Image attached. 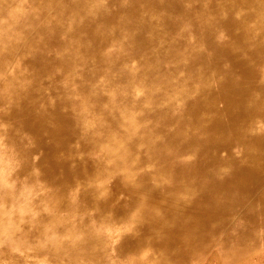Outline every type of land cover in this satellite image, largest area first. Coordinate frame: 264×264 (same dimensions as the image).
Listing matches in <instances>:
<instances>
[{"label": "bare ground", "instance_id": "bare-ground-1", "mask_svg": "<svg viewBox=\"0 0 264 264\" xmlns=\"http://www.w3.org/2000/svg\"><path fill=\"white\" fill-rule=\"evenodd\" d=\"M45 1L0 0L13 235L76 264H186L219 235L211 264H264V0ZM35 22L39 55L7 74Z\"/></svg>", "mask_w": 264, "mask_h": 264}, {"label": "rangeland", "instance_id": "rangeland-1", "mask_svg": "<svg viewBox=\"0 0 264 264\" xmlns=\"http://www.w3.org/2000/svg\"><path fill=\"white\" fill-rule=\"evenodd\" d=\"M68 1L71 2V0H68ZM15 2H18V0H15ZM54 2H55V0L45 1V3H50V4H54ZM42 11H45V10L41 9L40 12H42ZM43 14H44L43 15L44 19L49 17L48 12L45 11V13H43ZM204 18H206L205 15H203V14L200 15V20H202ZM214 24L217 25V21H214L212 25H214ZM37 26H38V23L35 22L34 29L30 30L29 32H27L26 35L21 36L20 39L17 40L18 41L17 49H16L15 53H14V51L11 53V55H10V56H12L10 58L11 61H8L7 74H10L12 72V70H15L17 68H20V69L30 68L29 64H30L31 59H33L34 57L39 55L38 53L40 52V49L33 48V50L31 52L28 50L29 44H32L39 37V33L37 31ZM203 48L205 49L206 53H211L213 55V57L216 58L217 54L215 53L216 52V46H215L214 42H210L209 44L205 43V47H203ZM64 49H66V45L64 46L63 50ZM136 57H137V59H139L138 61H140L143 58L142 52H139ZM131 64H136V62L133 61ZM1 108L2 107L0 106V111H1ZM126 112H129V111H126ZM119 114H120V116H122V118H125L124 116L128 115L125 113H122V114L119 113ZM3 126H4V123H3V121L0 120V133H2V127ZM76 142H77L78 147H80L81 141L77 140ZM4 147H5L4 137L0 135V175L3 176V178H4L3 190H0V264H76L74 262L65 260V258H63V256L61 257V255H53V256L50 255L51 256L50 257L48 255L49 253H47V252L46 253L45 252H39V251L33 249L32 247L31 248L23 247L24 244L20 243V240L16 236L13 235V232H11L10 228L11 229H13L14 227L17 228L18 224L21 227L24 226V224L27 222V219L24 220L22 218L23 215L21 213H23V212L29 213V211L25 210L26 208L24 206V203H21V202L11 203V202L5 201L2 198L3 194L1 195V192L7 193V191L9 190V187L11 185V181L8 178H6L8 173L6 172L5 174H3L4 173L3 165H4V163H11L12 162L11 157L9 155H7L6 153L2 152V149ZM83 148L85 149V145L83 146ZM81 153H83V152L81 151ZM85 153H86V155H85ZM83 154L86 157V159L88 160V162H90L92 165L106 163L105 159L103 157H101V155H99V153L93 154V153H90L88 151H84ZM34 156H33V158H34ZM97 156H99V157H97ZM13 163H15V160L13 161ZM113 176H114V174L110 175L109 177L113 178ZM1 180H2V178H1ZM27 187H28L27 188V195L30 198L36 197L37 195H39L43 191V189L38 188V185L35 186L34 188L30 187V186H27ZM24 192L25 191H22V192L18 191V193H16V194L20 193V195H21ZM16 194H15V197L17 198ZM115 194H116L115 197L112 198V203L114 206H117L120 203V201H122V200L126 203L127 200L125 198H123V197H125L124 194L119 193V192H117ZM118 194H120V195H118ZM117 199H119V200H117ZM17 209L19 211V217L17 220L16 219L13 220V218H12L13 211L17 210ZM35 212L36 211H32V213H35ZM227 219L231 223H234L238 219V214L230 215ZM12 222H14V223L11 224ZM256 230H260V228L257 227ZM27 231L32 238L35 237L31 231V227H29ZM15 232L16 233H14V234L18 235L22 231H20V229H16ZM13 236L15 238H12ZM16 238L19 240V242L15 244ZM216 238H215V240H213V244H212L213 246H210L209 248H207L209 250L205 249V251L196 252L194 255H193V253H189V255H191V256H189V258L187 259L188 261L186 264H200V263L201 264H211L212 263L211 262L212 256L215 253H218V252H216V249L218 248L217 243H218V241H220L221 237L218 235ZM63 239L64 240H73V236L72 237L71 236H64ZM78 239H80V238H78ZM259 244L260 245L258 247V251H259L258 253H262V252L264 253V247H263L264 243L262 241H260ZM156 253H158V252H156ZM156 256H158V255H156ZM254 258H256V257H254ZM59 259H61V260L59 261ZM172 262H175V261L173 259H166L164 264H173ZM129 263L130 264H136V261H129ZM129 263H127V264H129ZM251 263H246V264H251ZM157 264H159V263H157ZM215 264H221V261L218 260V262ZM252 264H262V260H257L255 262H253Z\"/></svg>", "mask_w": 264, "mask_h": 264}]
</instances>
